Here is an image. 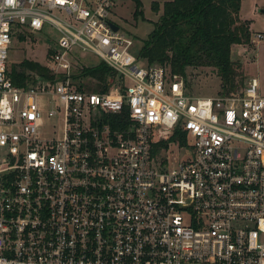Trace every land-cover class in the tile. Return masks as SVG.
<instances>
[{"label": "built area", "instance_id": "1", "mask_svg": "<svg viewBox=\"0 0 264 264\" xmlns=\"http://www.w3.org/2000/svg\"><path fill=\"white\" fill-rule=\"evenodd\" d=\"M112 7L0 0V264H264L257 79L194 96L182 75L137 57L134 40L113 31ZM47 28L55 78L14 85L12 39ZM77 50L112 69L106 91L78 88ZM176 150L186 158L171 165Z\"/></svg>", "mask_w": 264, "mask_h": 264}, {"label": "trees", "instance_id": "2", "mask_svg": "<svg viewBox=\"0 0 264 264\" xmlns=\"http://www.w3.org/2000/svg\"><path fill=\"white\" fill-rule=\"evenodd\" d=\"M242 0H166L162 13L153 22V29L143 40L136 53L148 64H165L173 73L186 75L188 67H212L219 76L224 92H239L243 89L244 71L231 58V46L248 44L250 30L246 21L239 17ZM135 4L134 17L142 16L140 0ZM157 10V8H156ZM19 40L24 33H18ZM11 82L20 87L30 84L35 76L53 80L49 69L36 61L23 59L8 67ZM112 69L100 61L92 66H83L72 78L78 88L106 91L107 78ZM86 80L85 85L80 80ZM95 82L91 88L92 83ZM177 138L182 135L178 134ZM175 139V137H173Z\"/></svg>", "mask_w": 264, "mask_h": 264}, {"label": "rangeland", "instance_id": "3", "mask_svg": "<svg viewBox=\"0 0 264 264\" xmlns=\"http://www.w3.org/2000/svg\"><path fill=\"white\" fill-rule=\"evenodd\" d=\"M142 6V16L134 17L135 4L133 0H113V7L110 12V19L116 23L120 31L125 32L134 40V50L137 53L142 46L143 40L153 29V22L157 21L162 13V5L166 0H140ZM157 8V10H156ZM264 8V0H242L239 17L246 21L251 36L257 32L264 34V14L260 12ZM55 33L47 28L41 33H24V38L12 39L8 56L9 69L17 65L23 59L36 61L46 65L47 59L56 50ZM72 58L86 66L98 63V57L93 53L77 50L72 51ZM231 58L241 65L239 71H244L243 86L255 77L259 85V93L264 95V40L257 43L232 45ZM168 66V65H167ZM169 67V66H168ZM80 67H73L75 73ZM170 68V67H169ZM187 91L194 96H215L224 92L221 80L212 67H188L186 75H182ZM95 82L92 83L91 88ZM43 111H45L46 99L42 98ZM44 119H47L44 114ZM48 121V120H47ZM41 136H51L48 129H44ZM170 156L171 165L174 161L186 158V152L177 153ZM183 153V154H182ZM188 154V153H187Z\"/></svg>", "mask_w": 264, "mask_h": 264}, {"label": "water", "instance_id": "4", "mask_svg": "<svg viewBox=\"0 0 264 264\" xmlns=\"http://www.w3.org/2000/svg\"><path fill=\"white\" fill-rule=\"evenodd\" d=\"M261 13L264 14V8L260 10ZM111 28L113 29V31H116L118 29V26L114 23H110Z\"/></svg>", "mask_w": 264, "mask_h": 264}]
</instances>
